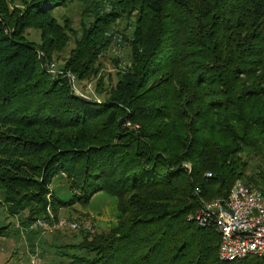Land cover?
Here are the masks:
<instances>
[{
	"label": "trees",
	"instance_id": "trees-1",
	"mask_svg": "<svg viewBox=\"0 0 264 264\" xmlns=\"http://www.w3.org/2000/svg\"><path fill=\"white\" fill-rule=\"evenodd\" d=\"M68 1L0 0V204L33 220L111 196L113 223L81 231L73 264H264L221 260L195 219L238 180L264 193V0H77L93 15L79 36L51 12ZM116 33L121 78L107 98L74 93L67 75L97 74Z\"/></svg>",
	"mask_w": 264,
	"mask_h": 264
},
{
	"label": "rangeland",
	"instance_id": "rangeland-1",
	"mask_svg": "<svg viewBox=\"0 0 264 264\" xmlns=\"http://www.w3.org/2000/svg\"><path fill=\"white\" fill-rule=\"evenodd\" d=\"M24 1L27 0H7L10 10L15 7L22 9ZM85 8L86 6L80 1L71 0L64 6L52 8L51 12L59 22L67 20L79 36L81 24L87 25L93 20L92 12L84 11ZM126 23L125 17L121 16L113 22L111 29L113 30L115 25L117 32H126ZM25 33L28 40L39 43L38 30L28 28ZM115 37L112 39L113 43L108 45V49L106 48L99 57L101 68L98 73L88 80H77L76 85L80 91L84 83L91 84L92 90L86 93L91 98L97 100L107 98L110 89L123 75L128 48L121 34L116 33ZM71 47H73L72 41L61 54L60 60L55 58L52 60L55 69L62 66V58H66L67 51ZM64 178V175L56 176L50 185L55 191L54 194L61 198L69 194ZM28 214L27 209L14 214L5 205L0 204V264H73L68 256L87 255L82 249L81 231L101 232L109 227L116 215L115 200L109 195L98 193L92 197L87 207L72 205L60 208L56 213L58 218H55L50 210L43 215H37L33 220L28 218ZM39 219L45 222L44 226L28 228ZM60 219L78 223L79 226L75 229L54 227Z\"/></svg>",
	"mask_w": 264,
	"mask_h": 264
},
{
	"label": "built area",
	"instance_id": "built-area-1",
	"mask_svg": "<svg viewBox=\"0 0 264 264\" xmlns=\"http://www.w3.org/2000/svg\"><path fill=\"white\" fill-rule=\"evenodd\" d=\"M54 63L46 65L48 72L53 73ZM74 93L86 97L92 90L91 84L86 82L82 90L77 88V78L67 75ZM209 175V174H208ZM198 225L211 224L220 237L218 255L221 260L245 259L247 256L264 258V193L236 181L225 197L215 198L203 204L195 215ZM40 219L30 224L28 228L44 226ZM78 223L60 219L54 227L72 228Z\"/></svg>",
	"mask_w": 264,
	"mask_h": 264
}]
</instances>
